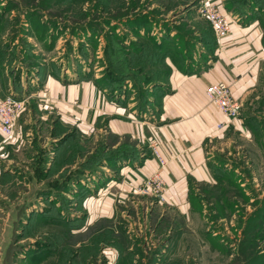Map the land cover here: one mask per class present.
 <instances>
[{
	"label": "rangeland",
	"instance_id": "374dc122",
	"mask_svg": "<svg viewBox=\"0 0 264 264\" xmlns=\"http://www.w3.org/2000/svg\"><path fill=\"white\" fill-rule=\"evenodd\" d=\"M207 2L226 17L228 6L237 7L238 16L258 18L264 36L260 0H0V70L6 68L14 90L19 87L25 107L32 87L50 74L66 82L98 78L112 97L125 93L146 104L162 89L164 52L182 63L201 36L209 43L217 38L201 11ZM168 31L176 38L162 41ZM253 91L256 105L247 99L242 107H249L238 112L250 142L234 133L210 148L209 156L230 167L216 172L211 196L198 191L203 213L181 229L163 217L158 203L164 199L141 192L152 173L105 208L99 184L131 181L113 164L117 151L133 146L130 140L115 148L109 133L102 132L106 140L92 134L88 142L77 129L48 138L34 115L25 126L24 162L14 167L24 182L12 187L18 213L12 234L2 239L0 264H264V104L258 101L264 84Z\"/></svg>",
	"mask_w": 264,
	"mask_h": 264
},
{
	"label": "crops",
	"instance_id": "0c3cea01",
	"mask_svg": "<svg viewBox=\"0 0 264 264\" xmlns=\"http://www.w3.org/2000/svg\"><path fill=\"white\" fill-rule=\"evenodd\" d=\"M228 12L230 31L226 37H214L211 43L205 41L204 36L195 43L192 41L189 55L182 63L176 62L167 51L163 53L166 68L162 89L157 91L158 97L151 96L146 104L133 96L126 97L121 90L117 91L120 97H112L104 87L85 79L66 82L50 74L41 85L32 87L28 94L32 102L16 120L14 135L5 138L0 131V213H6L0 227L1 250L2 239L12 234L18 213L14 203L17 193L12 187L24 180L14 167L24 162L22 155L28 142L25 126L34 115L38 132L46 137L54 136L59 130L72 134L77 129L88 142L92 134L106 140L108 136L102 132L109 133L115 148L130 140L132 147L116 152L118 158L124 157L116 161L114 167L130 175L131 181H125L124 185L118 180H103L99 184L98 194H102L105 208L108 201L122 200L125 190L137 186L157 169V159L152 152L155 147L166 161L161 171L166 183L164 203H158L163 217L181 229L182 225L188 226L197 219V213H203L200 205L204 196L198 191L205 189L203 195H210L219 184L216 172L230 167L228 162L209 156L210 148L217 142H227L228 134L238 133L241 138L251 140L243 117L238 114L229 118L223 114L207 97L206 87L224 80L241 103L248 99V105H256L253 90L264 84V36L260 21L251 14L242 17ZM168 32L161 35V39L167 36L174 40L176 31ZM145 36L153 38L154 35ZM11 82L6 68L0 70V100L15 93L16 97L21 96L19 87L14 90ZM263 95L258 99L259 104H264ZM251 97L255 100L253 103ZM104 120L106 125L99 126L98 122ZM81 179L86 183V179ZM179 219L181 222L177 221Z\"/></svg>",
	"mask_w": 264,
	"mask_h": 264
},
{
	"label": "built area",
	"instance_id": "2783aa9c",
	"mask_svg": "<svg viewBox=\"0 0 264 264\" xmlns=\"http://www.w3.org/2000/svg\"><path fill=\"white\" fill-rule=\"evenodd\" d=\"M202 13L208 19L217 39L226 37L230 31V24L226 15L222 13V8L213 2H207L202 7ZM207 97L220 109L227 117L232 118L238 114L242 103L233 96L230 84L224 80L210 83L206 87ZM25 107V99L22 97L7 96L0 100V131L5 138H11L15 132V121ZM221 126V124H219ZM153 153L157 159L158 167L152 174L143 180L141 192L154 195L155 198L163 200L166 191V183L161 174L166 165L165 159L159 151L153 147Z\"/></svg>",
	"mask_w": 264,
	"mask_h": 264
},
{
	"label": "trees",
	"instance_id": "16d2710c",
	"mask_svg": "<svg viewBox=\"0 0 264 264\" xmlns=\"http://www.w3.org/2000/svg\"><path fill=\"white\" fill-rule=\"evenodd\" d=\"M262 3H264V0H260ZM234 2H236V3H241L242 2V0H234ZM254 6V5H253ZM259 6V5H258ZM227 8V10L228 11H232L233 10V12L234 11H237V7H228V6H226ZM263 7V6H262ZM262 7H259V8H262ZM243 15L244 16H246L247 15V13L245 12V13H243ZM141 53H143V50H138V51H134L133 52V54H134V58H133V60L135 59V57H137V61H136V63L138 62V61H140V57H141ZM145 57H147V56H145ZM148 60V59H147ZM146 60V61H147ZM144 62V65L146 66H148V64L150 63V61H147V62ZM137 71V70H136ZM56 77H58V74L56 75V74H54ZM84 76V75H83ZM59 78V77H58ZM80 79V77L77 79V80H79ZM100 80L98 79V78H96L95 80H94V84L96 85V86H98V87H100V88H103V87H105L104 85H103V83H101V82H99ZM110 81H113V80H111L110 79ZM114 82L118 85V83L120 82V81H118V80H114ZM115 84V85H116ZM109 85L110 86H113V84L111 83V82H109ZM117 87H120V86H117ZM75 139V138H74ZM115 157L113 158L115 161L113 162V164L114 163H116V161H118L119 159H121V158H123L124 157V155L123 156H121V157H119L118 158V156H117V154L115 153ZM44 199H45V201H47V202H49V203H52L53 202V200H49L50 199V196H48V197H44Z\"/></svg>",
	"mask_w": 264,
	"mask_h": 264
}]
</instances>
